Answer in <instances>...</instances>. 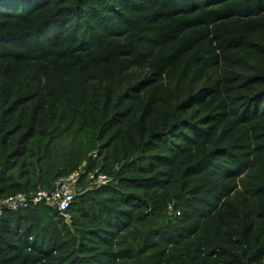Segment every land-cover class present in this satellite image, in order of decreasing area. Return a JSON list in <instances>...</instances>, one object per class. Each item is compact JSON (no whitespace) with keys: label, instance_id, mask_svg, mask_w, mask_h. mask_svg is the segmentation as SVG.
Listing matches in <instances>:
<instances>
[{"label":"trees","instance_id":"trees-1","mask_svg":"<svg viewBox=\"0 0 264 264\" xmlns=\"http://www.w3.org/2000/svg\"><path fill=\"white\" fill-rule=\"evenodd\" d=\"M80 170L0 264H264V0H0V198Z\"/></svg>","mask_w":264,"mask_h":264},{"label":"built area","instance_id":"built-area-1","mask_svg":"<svg viewBox=\"0 0 264 264\" xmlns=\"http://www.w3.org/2000/svg\"><path fill=\"white\" fill-rule=\"evenodd\" d=\"M81 173L80 170L69 176L58 179L52 191L39 189L31 195L18 193L14 196L0 198V215L5 211L19 212L29 209L32 206L45 204L54 208L68 219L67 211L77 195ZM111 182L112 179L108 175L97 170L90 174L88 186L90 188H99L107 186ZM168 212L175 213L172 205H169ZM177 215L180 214L177 213Z\"/></svg>","mask_w":264,"mask_h":264}]
</instances>
